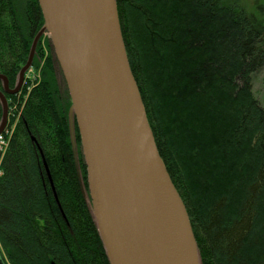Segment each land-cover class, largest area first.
<instances>
[{
  "label": "trees",
  "instance_id": "trees-1",
  "mask_svg": "<svg viewBox=\"0 0 264 264\" xmlns=\"http://www.w3.org/2000/svg\"><path fill=\"white\" fill-rule=\"evenodd\" d=\"M116 7L129 67L200 263L264 264V106L252 92L253 76L264 70V0H116ZM42 26L37 0H0V75L11 89ZM42 58L37 45L32 67ZM6 99L21 115L0 158L4 263L109 264L76 128L79 174L74 162L71 101L51 57L35 87Z\"/></svg>",
  "mask_w": 264,
  "mask_h": 264
},
{
  "label": "water",
  "instance_id": "water-1",
  "mask_svg": "<svg viewBox=\"0 0 264 264\" xmlns=\"http://www.w3.org/2000/svg\"><path fill=\"white\" fill-rule=\"evenodd\" d=\"M37 2L43 26L14 88L0 75V135L7 123L6 95L20 92L47 33L71 101L74 162L79 174L76 128L89 208L109 264H201L186 208L158 154L129 67L116 0ZM44 169L52 186L45 162Z\"/></svg>",
  "mask_w": 264,
  "mask_h": 264
},
{
  "label": "rangeland",
  "instance_id": "rangeland-1",
  "mask_svg": "<svg viewBox=\"0 0 264 264\" xmlns=\"http://www.w3.org/2000/svg\"><path fill=\"white\" fill-rule=\"evenodd\" d=\"M22 6V5H21ZM41 40V41H40ZM42 40L43 41V45H44V48H45V52H43V58L38 60V65L35 67H32L31 65V69L33 73L39 75V80H38V83L40 81V78H41V68L43 67V64H44V61H45V58L47 56H50L51 57V61H52V64L55 68V71H56V78H57V82L59 84V87L61 90H64L65 89V85H64V81H63V78H62V75L57 67V64L54 63V60H53V52L51 53L50 49H49V45L48 44V47L46 46L47 45V41H48V38L45 37V39L43 38H40L39 39V44L37 45H40L42 44ZM28 73V72H27ZM252 92H253V95L254 97L257 99V101L262 105L264 106V70L256 73L254 76H253V79H252ZM1 257V255H0ZM2 258V257H1Z\"/></svg>",
  "mask_w": 264,
  "mask_h": 264
},
{
  "label": "built area",
  "instance_id": "built-area-1",
  "mask_svg": "<svg viewBox=\"0 0 264 264\" xmlns=\"http://www.w3.org/2000/svg\"><path fill=\"white\" fill-rule=\"evenodd\" d=\"M45 37L48 38L49 36L46 35ZM45 37L43 39H45ZM43 41L44 40H42L41 49L43 52H45ZM30 69L27 71L28 73H26L23 82L24 87H26L27 89V92L30 91L31 88L35 87L39 80L38 73L35 74ZM20 115H21V110L17 108L16 104H12V106L9 108L7 124L5 126L3 133L0 135V158L4 155L5 151L8 148L12 133L14 131L16 124L18 123Z\"/></svg>",
  "mask_w": 264,
  "mask_h": 264
},
{
  "label": "bare ground",
  "instance_id": "bare-ground-1",
  "mask_svg": "<svg viewBox=\"0 0 264 264\" xmlns=\"http://www.w3.org/2000/svg\"><path fill=\"white\" fill-rule=\"evenodd\" d=\"M46 35H48L47 33H44L43 35H42V37L41 38H44ZM49 36V35H48ZM39 42V41H38ZM40 43V42H39Z\"/></svg>",
  "mask_w": 264,
  "mask_h": 264
},
{
  "label": "flooded vegetation",
  "instance_id": "flooded-vegetation-1",
  "mask_svg": "<svg viewBox=\"0 0 264 264\" xmlns=\"http://www.w3.org/2000/svg\"><path fill=\"white\" fill-rule=\"evenodd\" d=\"M48 44H50V43L48 42ZM49 49H50V51L52 53V49H51V46L50 45H49ZM53 60H54V56H53Z\"/></svg>",
  "mask_w": 264,
  "mask_h": 264
}]
</instances>
